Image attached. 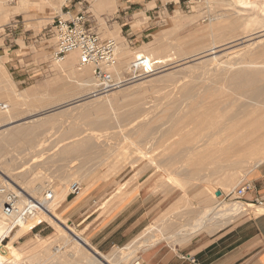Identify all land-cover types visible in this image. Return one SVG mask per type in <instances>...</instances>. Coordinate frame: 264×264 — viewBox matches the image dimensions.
<instances>
[{
    "label": "rangeland",
    "instance_id": "rangeland-1",
    "mask_svg": "<svg viewBox=\"0 0 264 264\" xmlns=\"http://www.w3.org/2000/svg\"><path fill=\"white\" fill-rule=\"evenodd\" d=\"M192 2H193L192 8H187V7L184 9L178 8V10H180V12L183 16H193L197 12L200 13V11H202V13H201L202 16L200 17V19L193 25L183 26L184 28L183 27H181L180 29L178 28V29H176L177 31L174 30V31L170 32L171 34L168 33V35L164 34L165 36L164 35L161 36V40L163 41V44L165 46L171 47L170 52L171 51L172 52L169 55L173 56L172 58H174V60L179 59V54L191 53L196 49L197 43L204 39V38L199 39V37L203 36L204 32L206 30H208L206 28L210 27V25H211L210 20L213 17L217 16V14H219V12H220V9H218V10L213 9L214 13L212 11H211V13H210V11H207V10H209L207 0H203L202 2H199L198 0H192ZM16 3H17V0H11L12 5H16ZM85 5H89V2H85L83 5H79L77 8L71 7V4L67 0L66 3L61 8L59 7L61 9V12H60V9H58V8L51 10L49 15L47 16V18L49 20H47L46 23H48V24H46L44 22V24H42V25H38L35 27L32 26L33 29H31L32 27H30L28 25V23L25 21L24 16L16 15V16L10 17L8 24H6L4 26V30L0 32V57L6 55L7 53L10 54L9 55L10 60L7 61V63L5 64V67H6L7 72L10 74V76L15 81L16 85H22L21 86L22 89H18L19 90L18 93H21L22 91L24 92V89L27 88L28 86L38 85V84L43 83L46 80L53 78V76L56 74L55 70L57 67L54 65L53 62L50 61L51 52H52V49L55 45V40L53 37V33H54V27H53L54 20L53 19L57 16H62L63 14H65L67 12H71V14H77L80 11H84V10L88 11V8H86ZM83 7H85V8H83ZM172 8H170L168 11L165 10V15L160 16L156 20H154V22L156 24V28H154L153 31H156L155 34L162 29V27L166 24L167 20L170 17L175 15L177 8L175 9V12ZM107 10H108L107 12H109L111 9H107ZM90 12L92 13V10ZM102 13L103 12H100L97 10L94 19L97 22L98 31L104 36L103 33H105V31H107L108 28L109 29L112 28V25L114 22L111 20H112L113 14L115 12L110 13V15H108L107 17L101 18L100 14H102ZM213 15H215V16H213ZM136 17H137L136 22L140 21L138 23V25H141L142 20L139 19V17L145 18L146 16L144 17V15H137ZM161 18L163 21L161 20ZM145 19H146V23H148L150 21L149 18L148 19L145 18ZM44 25H46V27H44ZM13 29H15L16 42L13 43V45H15V46L12 47V50H11L9 47L10 42H7L5 37H6V34H8L9 31L13 30ZM125 32L126 31L124 29V31L122 32V36H124V37L127 36V33H125ZM173 32H175V33H173ZM155 34L152 37V38H154V40L151 38V40H153V41H155V38H156ZM106 37H108V36H106ZM126 40L134 52L138 51L139 48H138L137 43H131L129 39H126ZM147 42H149V41H147ZM8 43H9V45H8ZM15 43H17V44H15ZM181 43H182V45L183 44L185 45V47H184L185 52H181L177 48V46ZM240 47L241 46L238 45L233 50H238ZM223 53H218L215 56L219 57ZM43 54H44V56H42ZM188 56H191V54ZM212 57H214V56L212 55V56L206 57V59H204V60L190 62L189 64L184 66L185 70L181 71L179 74L174 75L168 81L153 83V84H151L153 86L149 85L148 87L143 89V91H144V92L142 91L143 93H140L139 95L133 96V97L121 102L120 104H118L119 106H117V108H116V110H118L117 112L119 113V115H122L121 112L127 113L128 107H130V104L132 102H134V100H138L140 97V99L144 98V102H142L143 100L140 101V99L138 101L142 102V104H145V105H142L144 108H142L141 113H137L133 116L129 115L128 116L129 118L126 117L125 119H122V120H120V122H118L116 120V116L114 115L115 112L110 109L111 111L107 110V112L105 111V112H102L100 114L98 113L95 115H91L90 118L91 119L93 118L92 119L93 121H95L94 119H96V118L97 119L101 118V120H102V117H103L102 123L104 122V119L106 120L103 125H93V126L88 125L90 120H91L89 117L88 118H80L76 114H73L74 116L73 115L71 116L72 119L71 118L68 119V121H69L68 124L66 122L67 118L62 119V121L60 123L61 125L58 124V126L56 125L57 127L55 129H50L52 132L48 131L49 135L47 134L46 131H44L46 133H44L42 131V134L45 137L44 138L45 140H48V138H46V136L50 137L52 134L53 135L56 134V135H55V137H53V135H52V137L50 138L51 140L49 139L50 141L48 140L49 143L47 142L46 145L41 146V148L37 147L40 150L43 147L44 148H43V151L37 150L38 153L34 151L33 152L34 154H31L34 157L29 155L30 158L25 157L26 161H25V159L23 161L22 160L19 162L17 161L20 158L23 159L22 158L23 156H27L25 154H23V155L19 154L20 151H18V154L16 153L17 151L16 152L14 151L16 154L12 151L14 149L17 150L20 147L23 148L26 146V145H21L20 144L21 142H20V143H16L17 145H15V144L11 145V146L15 145L16 147H11L10 145H8V147H7L6 144H5L6 146L3 145V147H2L3 154L5 153V151H6V153H7V151L8 152L11 151V153H7V154L5 153L4 155L0 154V157L2 155L1 161H4L6 164L9 163L10 164V165L8 164V166H10L9 168H14V170L17 171V172L15 171V173L14 172H12V173L15 174V176H18L19 181H21V182L26 181L27 182V183L25 182L23 184V186H21L23 188V190L25 191V187L27 188V190H29V188H31V187L34 189V187L37 185V183L41 182L39 179L35 178L36 176L34 174H36V173L41 174L44 172L43 174H41L43 181L47 182L52 187L58 186L59 185L58 176H60V171L62 170V168L64 170H66L67 169L66 167L69 165V161L71 159H78L77 162L78 163L80 162L79 166L84 167L82 170L85 172V170L87 171V169H88V171H90V174H89L88 179H86V180H79V179L72 178L71 180L67 181L66 184L64 183V185L66 186L65 190L68 193L67 198L71 199V198L76 197V198L82 199V197H84L86 195V193H87L86 191L90 189L91 185H92L91 186L92 189H95V188L100 189L102 187H108L109 195H107V197L105 198V200L103 202H97L96 200H94L92 198V195H90L87 198V199L91 200V207L93 208V212H95V211L97 212L99 210H102V216L109 213L110 211H112L113 207L117 203V200L123 199V196L125 194L131 193L130 190L135 189L136 191L137 190L140 191L143 175L145 173H147L149 170V172L151 174V177H150L151 180L155 177L160 179V183H161L160 190L163 191L167 195V197L173 196V198L178 199V201L174 204V206L171 209L165 211L152 225H150L144 232H142L140 234L139 238H137L133 242L134 244L131 243L130 245H128L126 247H121L120 249L115 248L110 253H102V254L108 256V255H112L116 252H120L121 255L124 257L129 252L128 247L129 248L131 247V249H133V250H137V252H138V249L140 248V251L137 253L139 255V257L136 254V256L138 257V261H139L140 255L143 252L142 250L148 248L149 246H152L154 240H155L154 244L162 242V241H166V242L170 243L171 245H174L170 240L163 239V233L162 232L160 233L159 231H157L159 229L160 230L165 229L166 224L163 220H166L167 218L169 220H172V221H169L167 219V221H166V223H168L167 224L168 228L167 227L166 228L167 229L170 228L172 230L173 229L178 230L179 228L183 229V228H185L184 224H186L188 222L189 223L193 222L194 224L196 222H201L203 220V218H200L199 215L205 211L204 209L206 207L205 206L207 203L206 201L209 198V193H211L210 195L213 196L212 193H213L214 189H219V190L224 189L225 190L224 195L227 196L228 199L225 201H223V199H222V200H220V202H222V203H234L235 199H236V194H235L236 189L238 187L244 185V184H248L249 182H251V180L247 178V171L248 170H247V168L245 169V167H247V166H245V165L242 166L244 164L242 162L248 160L250 157L252 149H255V147L253 145L250 146V144L248 143V142L253 143L254 141L248 140L247 141L248 144H245L246 141H245V143L242 142L243 140H245V138L242 136V134L241 133L238 134L237 131H236L237 133L235 131H233V133L235 135H232V137L234 139H236V140H234V141H236L234 143L236 145H237V143L240 144L239 146L237 145L238 147H241V145H242L241 148L243 150H240V148H237V146L233 145L232 149L234 147H236L237 152H235V149H234V151H233L234 153L230 151L231 154H230V152H229V154H227L225 152H228V151H226V149L228 148L227 146L230 143H228V145H226V144H227V142H229V141L232 142L233 140L228 139L226 136H229V135H227L229 133L231 134L234 126H232V124H231V127H230V124H229V127L231 128L230 129L231 132H230V130L228 131L229 133L228 132L227 133L226 132H220L218 130L214 131L215 129H219L218 127H219V124L221 123L220 121H224V119L227 121L228 118H229V120H231V118H235L236 114H234V113L237 111H238L237 114L238 113L241 114V111H243V109H239V108H241L243 105L245 106L246 104L247 105L249 104L248 103L249 101L247 100V96H245V97L243 96L244 98L242 96H240V97L234 96V97H238V98L234 99V97H233L232 100H227V95H228L227 93L230 92L229 89L227 90V88L219 85V86H221L219 88H218V86H217V88H212V87H211V89L208 88L209 91L206 90L208 92H205V90H204V92L208 93V94H206V95L203 94L205 96L202 97L201 94L203 92H201V91H203V88L205 85L204 86L201 85L202 88L200 87V85H194V86L193 85H185L188 83H190V84L200 83L202 78H204V77L207 78L210 75L214 74L212 70L216 67L217 62L212 61L210 59ZM184 58H187V57L185 56ZM205 60H208L207 61L208 63H206ZM203 61L205 63H201ZM203 64H205V66H203ZM222 64H223V62H222ZM194 65L196 66L195 68H193ZM24 72L27 73L26 77L28 79L26 80L25 83H20L19 82L20 78H17L16 75L18 73H24ZM207 72H209V73H207ZM162 74L163 73H160V74L152 76L150 78L140 80V81L136 82V84H139L141 82H145L149 79L157 78V77L161 76ZM125 77L128 78V74H126ZM148 84L149 83H146V85H148ZM193 87H195V88L197 87L196 88L197 92H198V89L200 88L201 91L199 90V93L201 96H198L199 98H195V99H193V97H192L190 100L183 98L182 97L183 91L186 90L187 88H189L188 90L191 89L190 91H192V94L196 92L195 88H193ZM223 88H225V89H223ZM225 90H227V91H225ZM212 91L214 92L215 95L213 94ZM225 92H227V93H225ZM212 96H214L216 98L214 99V97H212ZM217 96H218V98H217ZM221 96H222V99H221ZM223 99H224V101H223ZM245 100H247V101H245ZM228 101L230 102V105H229ZM232 101L233 102L236 101V102L233 104ZM237 101L238 102L241 101L242 103L241 102L238 103ZM261 101H263V100H261ZM2 102H6V101L3 100ZM71 103H73V102H71ZM71 103H69V104H71ZM252 106H254V105L252 104L250 106V108L253 111H254V109H257V108L260 109L261 106L264 108V105H261V106L259 105L258 107H256V106L252 107ZM20 109H23L21 111V113H22L24 111L26 112L28 108L26 106H23ZM125 109H127V110H125ZM260 110H262V109H260ZM49 111L50 110L45 111V112H49ZM125 111H127V112H125ZM129 111H130V109H129ZM200 111H205V113L207 111V112H209V114L206 115L203 112L204 115L201 116L202 113ZM263 111L264 110H262V112ZM58 112H60V111H57V113ZM197 112H199L200 114L198 113L199 114L198 115ZM39 114H41V113L26 116L25 114L17 113V115H16L17 120H13L12 122L4 124V125H2L3 127L0 126V131H2L4 128L8 129L9 127H13L16 125L17 126L21 125V124L24 125V124L30 122L31 120L36 119L39 116ZM239 114L236 115V117L242 116ZM18 115H21V116H18ZM132 121L136 125H140L138 127L142 128V132H139L137 130L136 131L133 130V132H132V130H130L132 125L129 126V124ZM211 122L214 123L213 124L214 127H212ZM207 123H208V125H206ZM223 123H221V125ZM234 123L235 122L233 121V124ZM66 124L68 126H66ZM72 124L79 126V128L82 127L81 130H77L78 132L82 133V135H81V137L79 136L77 138H72L69 140L71 135L69 133H67L70 136L69 135L64 136V132L66 133V130L69 128V126H72ZM203 125H205L204 127H206V129L208 131L205 129H202V130L200 129ZM207 126H208V128L209 127H211V128L208 129ZM215 126L216 127L218 126V127L215 128ZM220 127H222V126H220ZM91 128H93V130ZM45 130H48V129H45ZM204 130H205V132H203ZM210 130H212L211 131L212 134L210 133ZM62 131H64V132H62ZM196 131H198V132H196ZM199 131L201 133H204L203 138H202L203 140L204 139L207 140L209 138L208 136H210L209 134L212 135V136H210L211 137L210 141H209V139L206 141L207 145H208V141H209V146L211 143L210 148L214 149L216 147L215 146L213 148V146H212V145L216 144V141L218 143V144H216V145H218L217 147H219L220 144H221L220 146L222 147L221 149L220 148H218V149L215 148L214 150L210 149L211 151L208 154V157L206 159L207 161L204 159L206 162H204L202 160L203 159L202 155L200 157V154H197L196 151H195V153H193L194 152L193 146L195 144H197V141L198 142L200 140L203 141L202 139H199L202 137V134H200V136H198L200 133ZM2 132H4V130ZM72 134H75V132ZM77 134H79V133H77ZM89 134H93L97 137V141L99 142V144H100L99 146H101V147H98V149L93 151L92 154H91V152L89 154L86 153L87 155L85 153H82L80 155L69 156V157L63 159L65 154H63V153L61 154L60 152L63 151L62 148L65 144H67V143L70 144V142H72V141L73 142L78 141L79 138H82V137L87 136ZM237 134H238V136L236 137ZM205 136H207V137H205ZM253 136H255V135H253ZM195 137H198V138H195ZM52 138H54V139H52ZM66 138H68V140ZM237 138H238V140H237ZM249 138L254 139V137L252 138L251 136ZM44 139H43V141H45ZM197 139H199V140H197ZM257 139L258 138H255V141ZM225 140H227V142ZM61 141H62V143H61ZM137 141L138 142L140 141L139 142L140 144L137 146L132 143V142H135V144H137L138 143ZM219 141L220 142L222 141V142L220 143ZM238 141H241L242 143H244L246 145V147H243L244 145L239 143ZM59 142H60V144H59ZM132 144L134 145L135 148L133 147ZM225 147H227V148L225 149ZM188 148H189V150L191 149V151H189ZM216 149L217 150L220 149L221 151L225 150V151L216 152L215 151ZM137 150L139 152H140V150H142V152H140L141 154L140 153L138 154ZM186 150H188V151H186ZM205 151L207 152V150H205ZM187 152L189 153V157H188V155H186ZM12 154H14V155H12ZM60 154L63 156H61ZM83 154H84V156H83ZM15 155H17V156L22 155V156L21 157L19 156L17 159V157ZM39 155L41 158H38ZM193 155H195V156H193ZM196 155H199V157L197 156L198 158H196ZM185 156H187L188 158L186 159ZM206 156H207V154H206ZM138 157H141V160L139 162H137L138 163L137 164L135 162L138 159ZM171 157L172 158L178 157L177 160H179L180 162L179 161H176L177 163H175V161L172 162ZM3 158H4V160H3ZM13 158H15V160L17 159L16 163H15V160ZM33 158L34 159L36 158V161L38 160L37 161L38 165H37L36 161L33 160ZM199 158L200 159L202 158L201 162L205 163V164H203V166L202 165L200 166L201 163L198 166V163L200 162ZM253 158H257V156H253ZM9 159H10L11 163L9 162ZM31 159H32V161H31ZM194 159L198 160V162L196 164L194 163L195 162ZM41 160H43V161H41ZM94 160H95V162H94ZM168 160L171 161L173 164L172 163L169 164L170 162H168ZM126 161H127V164H126ZM32 162L33 163L35 162V163L33 164ZM156 162H158V163H156ZM238 162H240L241 165ZM1 163H3V162H1ZM5 163H3L4 164L3 166H5ZM230 163L231 164L234 163L235 166H234V164L228 165ZM134 164H135V166H132ZM143 165L145 166L144 171H143ZM204 165H205V167H204ZM8 166L5 168H8ZM89 166H91V167H89ZM197 167H198V169H196ZM199 167H202V168L200 169ZM249 167H251V166H249ZM35 168L38 170L36 171ZM91 169L93 171H91ZM259 170H262V169L256 168L257 173H259ZM198 171H201V172H199V174L201 176L200 175L195 176L194 173H196V172L198 173ZM16 174H18V175H16ZM46 176H47V178H46ZM197 176H198V178H196ZM19 177L22 179H20ZM194 178H196V179H194ZM228 178L233 179L235 181V184H234V186H232L231 189H225L224 187H222V182L227 180ZM28 180H30V182H28ZM76 181L80 182V184L82 186L80 196H72L69 194L71 184L76 182ZM178 181L181 182V184H179ZM1 182H2V179L0 178V183ZM32 182H33V185H32ZM166 182H167V184H166ZM1 184H0V186H1ZM25 184H27V185L25 186ZM28 184H30V186L31 185L32 186L30 187ZM217 184H219V185H217ZM28 186H29V188H28ZM51 186H49L50 188L49 187L48 188L51 189L52 188ZM30 191H31V189H30ZM30 191H27V192L31 195ZM207 193H208V195H207ZM36 195H37L36 198H39V197L42 198V197H44L45 192L43 191V193H41L40 195L38 193ZM64 203L61 204V206H60L61 208L58 211V213L62 217V221L65 222L67 225H70L72 228H74L80 235H82L84 238H86V240L89 242V244H91L90 241L88 240V232L84 229L83 226H81V227L78 226V223H77L78 219H72L71 215H67V213L64 212V208H63ZM256 211H257V214L264 213V211H262L260 209H256ZM191 215L194 216L193 221H189V216H191ZM208 215H209V213L206 216H208ZM161 220L163 222H161ZM160 223H162V224H160ZM172 223H174V224H172ZM163 224H165V226ZM162 225H163V227H161ZM38 227H41V228L34 233H30L32 230H35ZM157 228H159V229H157ZM55 229L56 228L53 225H51L48 221H42L40 224L35 226L34 229H32L29 233L24 234L22 236H19V238L17 237L12 242L16 246L17 249H19L20 251L21 250L23 251V254H22L23 259L21 261V262H23V264H36L37 261L34 263L35 259L32 257L33 253H29L27 251V249L35 243L40 244V249L42 247H43L42 249H44L45 247L49 246L50 243L51 244L54 243L56 241V238H58V234L56 232L57 230H55ZM150 229L151 230L153 229L154 231L156 230L155 231L156 233L153 231H149ZM149 232L154 233V235H153L154 240L153 239L151 240V242L148 244L149 246L144 245L141 242H139V239L142 237L141 235L143 234V236L144 235L147 236ZM149 234L152 236L151 233H149ZM164 234L166 236H168V235L171 236L173 233L172 234L164 233ZM175 234H177V233H175ZM37 235H39L42 238H46L49 241L48 240L45 242L39 241L38 239L35 238ZM71 239H72V237H70L69 240H71ZM10 241H11L10 238H6L3 242V244L6 246V245H8V243ZM71 242L73 245L70 244ZM71 242L69 243L70 244L69 246H68V244L66 246L63 243H59V246H61L63 248L62 253H64V252L66 253L68 251H71V248H73V246H74V243L72 240H71ZM179 244L183 245L185 243H179ZM62 245H64V247H66V249ZM55 246H57V245H55ZM91 246H92V244H91ZM92 247L95 250H97L94 246H92ZM142 248H144V249H142ZM132 261H133V259H131V257H129L127 259V264H129V263L131 264Z\"/></svg>",
    "mask_w": 264,
    "mask_h": 264
},
{
    "label": "bare ground",
    "instance_id": "bare-ground-1",
    "mask_svg": "<svg viewBox=\"0 0 264 264\" xmlns=\"http://www.w3.org/2000/svg\"><path fill=\"white\" fill-rule=\"evenodd\" d=\"M66 1L67 0H17L16 5H12L11 0H0V32L3 31L4 26L6 24H8L10 17L16 16V15L24 16L25 21L28 23V25L30 27L42 25V24H44V22L46 23V21L49 20L47 18V16L51 12V10L57 9V8L60 9L66 3ZM93 4L98 11L105 13L106 10L109 9L110 6L111 7L114 6V0H93ZM207 4L209 7V10H207V11H210V13H211V11L213 12V9H215V10L220 9L219 14H217V16L213 15L215 17H213L212 19L210 18L211 19L210 20L211 25H210V27L206 28L208 30H206L204 32L203 36L199 37V39H203V38L204 39L197 43L196 49L191 53L179 54L178 60H174V58H172L173 56L169 55L172 52V51L170 52L171 47L165 46L163 44V41L161 40V36L164 34L168 35V33L172 32L174 30L177 31L176 29H178V28L180 29L183 26L195 24L200 19V17L202 16V14H201L202 11H200V13L197 12L193 16H183L181 14L180 10L177 9L175 12V15L172 17L169 16L170 18L167 20L166 24L162 27V29L160 31H158L155 34V37H156L155 41L147 44L143 48L138 49V51H136V52H134L131 49L126 38L124 36H122V29L118 24H113L111 29L108 28V30L105 31V33H103L104 36L105 37L108 36L109 38H113L117 42L116 60H115V64L112 67L113 77L118 82V84L123 83L122 85H119L116 88V90H113L109 93L103 94V93L98 92V90L96 89L98 83H96L97 81L94 77L92 69L87 68V67L86 68L79 67L78 66V57L76 54H71L68 57L67 61L64 63H61V64L54 63V65L57 67L55 70L56 74L53 76V78L46 80L41 84L33 86L29 90H25L24 92L22 91L23 93L22 92L18 93L19 90L17 88V85H16L15 81L13 80V78L10 76V74L7 72L6 67H5V64L7 63L8 60H10V58L8 56H1L0 57V101L5 100L6 102H2V101L0 102V126L3 127L2 125L7 124L9 122H12L13 120H17L16 119L17 113L25 114L26 116L27 115H34L37 113H41V114H39V116L36 119H33L24 125H22V124L18 125V126L16 125L13 127H9L8 129L2 128L4 130V132H2L3 130L0 131V154H3V149H2L3 145L4 146L7 145V147H8V145H10V146L12 144L17 145L16 143L21 142L20 143L21 145H26V146L25 147L22 146L23 148L20 147L21 148V149L19 148L20 150L14 149L12 151L13 152L17 151L16 152L17 154H18V151H20L19 154L27 155V156H23L22 157L23 159L20 158L19 160H17L18 157L19 156L21 157L22 155H19V156L15 155L17 157L16 160L18 162L21 160L23 161L24 159L26 161V158L27 157L30 158L29 155L34 154L33 153L34 151L38 153L37 150H40V149L37 147L41 148V146L46 145L48 140L53 135L52 134L50 137L46 136V138H48V140H45L44 139L45 137L43 136L42 131L43 132L46 131L47 134H48V131L52 132L50 129H55L58 126V124L61 123L62 119L67 118L66 122L68 124V122H69L68 119H70L73 114H76L80 118H88V117L90 118L91 115H95L98 113L100 114V113L105 112V111L107 112V110L111 109L112 111L115 112V114L114 113L113 114L116 116V120L118 122H120V120L125 119L129 115L133 116L137 113H141L142 108H144L142 105H145V104H142V102H144V98L140 99V97H139L140 101H142V100L143 101L142 102L138 101L139 100L138 98H137L138 100H134V102H132L130 104V107H128L129 113L127 111H125L127 113L120 111L122 113V115H119V113L117 112L118 110H116V108H117V106H119L118 104H120L121 102H123V101H125V100H127L133 96L139 95L140 93H143L144 92L143 89H145L149 85L153 86V85H151L153 83L168 81L174 75L179 74L181 71L185 70L184 66H186L190 62L204 60V59H206V57H209L212 55L214 57H212L210 59L214 62L215 61L217 62L216 67L212 70L214 74L210 75L207 78L206 77L202 78L200 83L185 84V85H193V86L194 85H200V87H201V85L202 86L205 85L203 88V91H201L199 88L198 92H197L196 91L197 87L196 88L193 87V88H195V91L197 93L195 92L192 94V91H190L191 89L188 90L189 88H187L186 90L183 91L182 97L187 99V100H190L192 97H193V99L199 98L198 96H201V95L203 97L206 94H208V93H205V92L209 91L208 88H210V89H211V87L217 88V86H218V88L222 86V87L227 88V90L229 89V91H230L229 93L225 92L228 94L227 100H232V98L234 96H238V97L247 96V100L249 101L248 102L249 104L248 105L246 104L245 106L243 105L244 106V107L242 106L243 108L242 107L239 108V109H243V111H241V114L238 113L239 115H242V116L236 117V115H238L237 114L238 111H237L234 113V114H236L235 118H231V120H229V118H228L229 121L228 120L226 121L224 119L225 122L220 121L221 123L224 122L222 125L218 121L220 123L219 127L217 126L219 129H215V128H217L215 126L214 131L218 130L220 132H226L227 133L231 129L230 128L231 124H232V126H234V128L232 127L233 128L232 132L230 130L231 134L228 132L229 134H227V135H229V136H226L228 139L233 140L232 142H230V141L227 142L228 139L225 140L227 142L226 145H228V143H230L227 146L228 148L225 147V149L227 148L226 151H228V152H225L227 154H229L230 151L233 152L234 149H235V152H237L236 147H234L233 149H232V147H233V145H235V146L240 145L238 143H237V145L234 143V142H236V141H234L236 139H234L232 137V135H235L233 133V131H235V132L237 131L238 134L239 133L242 134V136L245 138V140H243V141L241 140L242 142L245 143V141H246L245 144L249 143L250 146L253 145L255 147V149H252L250 157H252V155L258 149H260L261 152L264 153V111L262 112V110H264V108L261 106V105H264V102H263L264 101V1L263 0H207ZM60 12H61V9H60ZM62 16L65 18H69V16H65L64 14ZM161 20H162V18H161ZM46 24H48V23H46ZM44 27H46V25H44ZM31 29H33V27ZM173 33H175V32H173ZM238 45H240L241 47L238 50H233ZM184 47H185V45L184 44L182 45V43L177 46L178 50L181 52H185ZM218 53H223V54H221V56H219V57L215 56ZM44 54L42 56H44ZM190 54H191V56H188ZM138 56H144L145 58H147L150 61H157L158 63H160L161 64L160 65L161 70L159 72L163 73V74L157 78L149 79V80H147L145 82H141L139 84H136V82H138L140 80L124 83V82H126L125 75L129 73L130 68H131V64L133 63V61ZM185 56L187 58H184ZM208 60H205L206 63H208L207 62ZM222 62H223V64H222ZM201 63H205V62L203 61ZM203 66H205V64H203ZM195 67L196 66L194 65L193 68H195ZM159 72L155 73L154 75L145 77L141 80H144V79L150 78L152 76L158 75V74H160ZM207 73H209V72H207ZM146 83H149V84L146 85ZM40 85H50L49 87H53L54 85H69V86L64 90H53V89H47V88L45 89V88H43V86H40ZM219 85H221V86H219ZM225 88H223V89H225ZM199 90L201 92H203L201 95L199 93ZM204 90H205V92H204ZM206 90H208V91H206ZM227 90H225V91H227ZM203 94H205V95H203ZM213 94H214V92H213ZM218 96H217V98H218ZM212 97H214V96H212ZM238 97H234V99H236ZM215 98L216 97H214V99ZM221 99H222V96H221ZM224 99H223V101H224ZM247 100H245V101H247ZM261 100H263V101H261ZM71 102H73V103H71ZM235 102H233V104ZM240 102H238V103H240ZM69 103H71V104H69ZM252 104L256 107H258L260 105L261 106L260 109H262V110L257 108V109H254V111H253L250 108V106ZM229 105H230V102H229ZM23 106H26L28 108L26 112L24 111L25 113L24 112L21 113V111L23 109H20V108ZM254 106H252V107H254ZM129 109H130V111H129ZM48 110H50V111L45 112ZM125 110H127V109H125ZM57 111H60V112L57 113ZM200 112L202 113L201 116H203L204 114H206V115L209 114V112H207V111H206V113H205V111H200ZM203 112H204V114H203ZM198 113L199 112H197V114ZM18 116H21V115H18ZM91 120L88 124L90 126L103 125L104 122L106 121L104 119V122L102 123L103 117H102V120H101V118L100 119L96 118V119H94L95 121H93V120L91 121ZM233 121L236 124L235 123L233 124ZM67 124H66V126H68ZM213 124L214 123H212V127H214ZM229 124H230V127H229ZM206 125H208V123ZM129 126H131L130 130H132V132H133V130H135V131L137 130L139 132H142V128L138 127L140 125H136L135 123H133V121L129 124ZM204 126L205 125H203L200 129L201 130L202 129L207 130L206 127H204ZM220 126H222V127H220ZM207 128H208V126H207ZM209 128H211V127H209ZM45 129H48V130H45ZM81 129H82V127L79 128V126L72 124V126H69V128L66 130V133L64 131H62V132H64V136L70 134L71 135V137L69 138V140H70L72 138H77L79 136L81 137L82 133L77 131V130H81ZM91 129L93 130V128H91ZM205 130L203 132H205ZM211 131L212 130H210V133H211ZM46 132H44V133H46ZM74 132H75V134H72ZM196 132H198V131H196ZM67 133H69V134H67ZM77 133H79V134H77ZM200 134H202V137L199 139H202L204 133L200 132L198 136H200ZM211 134H209V135L212 136ZM238 134L236 135V137L238 136ZM55 135H53V137H55ZM253 135H255V136H253ZM210 136H208L209 141L211 139ZM250 136L252 138L254 137V139H250L249 138ZM205 137H207V136H205ZM82 138H79L78 141H74V142L72 141V142H70V144L67 143V144H65L66 146L65 145L63 146V148H62L63 151L60 152L61 154L62 153L65 154L64 158L62 157L63 159H65L69 156L80 155L82 153H85V154L88 153L89 154L91 152V154H92V152L97 150L98 147H101V146H99L100 144L97 141V137L93 134H89V135L84 136ZM195 138H198V137H195ZM255 138H258V139L255 141ZM43 139L45 141H43ZM52 139H54V138H52ZM66 139L68 140V138H66ZM199 139H197V140H199ZM207 140L206 139H204L203 141L200 140L202 142L201 143L199 141L201 144L197 141V144L194 145L195 147L193 146V150H194L193 153H195V151H196L197 154H200V157L202 155L203 159L202 158L201 159L204 162L207 161L206 159L208 157L209 152L211 151L210 149H212V148H210L211 143L209 146V141H208V145H207V142H206ZM237 140H238V138H237ZM248 140H250V141L252 140L254 142L253 143L252 142L247 143ZM241 141H238V142L243 144L244 145L243 147H246V145L244 143H242ZM139 142L137 144H135V142H132V143L137 146L140 144ZM61 143H62V141H61ZM59 144H60V142H59ZM216 144H218L217 141H216ZM216 144L212 145L213 148L215 146H216L215 148H217V149L222 148L220 146L221 144L219 145V147H217L218 145H216ZM15 145H13L11 147H16ZM134 145H133V147H134ZM238 146H237V148H240V150H243L241 148L242 145H241V147H238ZM43 148L41 149L42 151H43ZM214 149H212V150H214ZM217 149L215 150L216 152L221 151L220 149L219 150H217ZM188 150H189V148H188ZM188 150H186V151H188ZM205 150H207V152ZM189 151H191V149ZM223 151H225V150H223ZM223 151H221V152H223ZM137 152L139 154L140 152H142V150H140V152L137 150ZM231 152H230V154H231ZM5 153H6V151H5ZM7 153H11V151L10 152L7 151ZM187 153H186V155H188V157H189V153L188 154ZM206 154H207V156H206ZM12 155H14V154H12ZM31 156L34 157L33 155H31ZM61 156H63V155H61ZM83 156H84V154H83ZM193 156H195V155H193ZM197 156L199 157V155H196V158H198ZM185 157H186V159L188 158L187 156H185ZM15 158H13V159L15 160ZM38 158H41L40 155ZM175 158L171 157L172 162L175 161V163H177L176 161H179V160H177L178 157H175ZM1 159H2V155L0 157V178L2 179V182H1L2 184L0 183L1 184L0 188L4 187V188L11 190V191L21 192L20 193L21 194V200H20L21 205L25 204L30 197L36 198L37 193L40 195L41 193H43V191L46 193L47 190H51V189H52L51 191L54 194V199L48 205V212H39L36 215H34L33 217H30L26 220H21L18 217L9 218V217H6L4 215V213H3L4 200H3V197L0 195V197H1L0 198V264H23V262H21L23 259L22 258L23 251L22 250L20 251L19 249H17L16 246L12 242L17 237L19 238V236H22L24 234L29 233L35 226L40 224L42 221H48L51 225H53L56 228L55 230H57L56 232L58 234V238H56V241L54 243H52V244L50 243L51 245L49 244V246L45 247L44 249H42L43 247L40 249V244H38V243L33 244L31 247H29L27 249V251L29 253H33L32 257L35 259L34 263L37 261L36 264H127V259L129 257H131V259H133L131 264L138 262L139 255L137 253L140 251V248L138 249V252H137V250H133V249H131V247L130 248L128 247L129 252L124 257L121 255L120 252H116V253H114L112 255H108V256L104 255L101 252L95 250L91 246V244H89V242L86 240V238H84L82 235H80L74 228H72L70 225H67L65 222L62 221V217L60 216L58 211L61 208L60 207L61 204H63L66 201L67 195H68L67 191L65 190L66 186L64 185V183L66 184L67 181L71 180L72 178L79 179V180H86V179H88L89 174H90V171H88V169H87V171L85 170V172L82 170L84 167L79 166L80 162L79 163L77 162L78 159H71L69 161V165L66 167L67 169L64 167L66 170H64L62 168V170H61L62 172L60 171V176H58V179H59V181H58L59 185L58 186L52 187L47 182L43 181L41 174H43L44 172L43 173L40 172L41 174H39V173L37 174L35 172L36 173V174H34L36 176L35 178L39 179L41 182L37 183V185L34 187V189L31 187L33 185V182H32L31 186H30V184H28L31 187V188H29V186H28L29 190H27V188L25 187L27 184H25V186H24L25 191L23 190V188L21 186H23V184L26 181L25 182L19 181L18 176H15V174L12 173V172L15 173L16 170H14V168H9L10 167V166H8L9 163L6 164L4 161H1ZM201 159L199 158L200 162L198 163V166L200 163H201L200 166L201 165L203 166V164H205L204 162L203 163L201 162L202 161ZM3 160H4V158H3ZM16 160H15V163H16ZM33 160L36 161V158L35 159L33 158ZM140 160H141V157H138V159L136 160L135 163L139 162ZM31 161H32V159H31ZM37 161H36V163H37ZM41 161H43V160H41ZM1 162L5 163V166H3L4 164ZM9 162H10V159H9ZM94 162H95V160H94ZM168 162H170L169 164L172 163L169 160H168ZM197 162H198V160H195L194 163L196 164ZM156 163H158V162H156ZM238 163L240 164V162H238ZM242 163H244L242 166H244V165L247 166V167H245V169L247 168V170L252 169L254 166V161L249 160V159L246 161H243ZM256 163H257V161H256ZM126 164H127V161H126ZM233 164L234 163H232V164L230 163L228 165H233ZM257 164H255V165L260 167V164L259 165H257ZM37 165H38V163H37ZM248 165L251 167H249ZM7 166H8V168H5ZM132 166H135V164ZM234 166H235V164H234ZM89 167H91V166H89ZM204 167H205V165H204ZM199 168L201 169L202 167H199ZM263 168H262V170H263ZM196 169H198V167ZM37 170L38 169H36V171ZM91 171H93V170L91 169ZM199 172H201V171H198V173L197 172L194 173L195 176L196 175L199 176L200 175ZM16 175H18V174H16ZM198 176L196 178H198ZM46 178H47V176H46ZM196 178H194V179H196ZM20 179H22V178H20ZM28 182H30V180H28ZM74 183L80 184V182H77V181ZM234 183H235V181L233 179L228 178L227 180H225L223 182L222 187L224 186L225 189H231L232 186H234ZM166 184H167V182H166ZM179 184H181V182H179ZM217 185H219V184H217ZM49 186H51L52 188L49 189L50 188ZM91 186H90V188H91ZM30 189H31V191H30ZM27 191H30L31 195ZM218 192L219 191L217 189H214L213 193H212L213 196H211L210 195L211 193L208 192L209 198L207 199V202L213 199L215 201L213 203L216 204V201H218L217 199H219L218 197H220V196H217ZM222 192H223V190H222ZM224 192H225V190H224ZM208 193H207V195H208ZM80 195H81V192H80ZM42 198L44 199V197H42ZM42 198L39 197V199H42ZM224 205H226V204H224ZM236 206H242V203H240V204H238V203L232 204L231 203L230 205H226L225 209L228 208L227 209V211H228L229 209H233V208L235 209ZM204 210H206V208ZM206 214H207V212L204 211L199 215L200 218H203V220L201 222H196L195 224L193 222L192 223L188 222V223L184 224L185 228H183V229L179 228L180 230L179 229H178L179 231L177 230V232H178L177 234H175L176 230L175 231L173 230L174 231L173 234H172V232L170 233V234H172L171 236H169V235L166 236L164 234L167 231H169L167 229L168 223H166L168 218L166 220H163L166 224V227H167V228L165 227V232L163 230H160L159 228H157V229H159L157 231H160V233L161 232L163 233V239H168L175 244L180 243V242L189 241L192 237L197 235L199 233V231L201 232L202 230L205 229L204 227L207 225ZM216 215H218V213ZM163 221L161 220V222H163ZM169 221H172V220H169ZM160 224H162V223H160ZM165 224H163V225L165 226ZM172 224H174V223H172ZM163 225L161 227H163ZM149 231L155 232L156 230L154 231L153 229L152 230L150 229ZM171 231H172V229H171ZM153 232H149V233L152 234ZM149 233L147 236L146 235L143 236V234H142L141 235L142 237L139 239V242H141L144 245H148L151 242V240L153 239V235H154V233H153L151 236ZM70 237H72L71 240L73 241L74 246H73V248H71V251H68L66 253L65 252L62 253L63 248L61 246H59V243H63L66 246L68 244V246H69L70 244H72L71 240H69ZM6 238H10L11 241L8 243V245L5 246L3 244V242ZM35 238L38 239L39 241H44V242L48 240L46 238L40 237L39 235H37ZM154 241H153V244H154ZM55 245H57V246H55ZM64 245H62V246L64 247ZM64 248L66 249V247H64ZM142 249H144V248H142ZM144 250H142V251H144ZM136 254L138 255V257L136 256Z\"/></svg>",
    "mask_w": 264,
    "mask_h": 264
},
{
    "label": "crops",
    "instance_id": "crops-1",
    "mask_svg": "<svg viewBox=\"0 0 264 264\" xmlns=\"http://www.w3.org/2000/svg\"><path fill=\"white\" fill-rule=\"evenodd\" d=\"M68 1L71 7L75 8L83 5L85 2H89V5L85 6L89 12L92 10V13H90L96 22L94 17L97 9L93 4V0ZM170 8L174 12L176 8L184 9L186 8V0H114V6L109 7L111 10L109 12L106 10L107 13L100 14V17H107L110 13L115 12L111 20L114 22L113 24H118L122 32L125 29V33H127L125 38L129 39L131 43H137L140 49L154 40L152 38L156 32L153 31L156 28L154 20L165 15V10L168 11ZM137 15H144L150 21L146 23L145 18L139 17L142 23L138 25L140 21L136 22ZM15 36V29H13L5 37L6 41L10 42V45L9 43L8 45L11 50L15 46L13 45L16 42ZM9 55L7 53L4 56L9 57ZM26 74L24 72L16 75L17 78H20V83L26 82L28 79ZM21 86L17 85V88L22 89ZM33 86L36 85L28 86L24 91L29 90ZM40 86H43L45 89L64 90L69 85ZM253 156H257V158H253ZM249 160L254 161L253 168L248 170L249 172L247 171V178L251 180L248 183L251 190L242 201L235 199L234 202V204L242 203L243 207L236 206L237 208L235 207V209L227 211L228 208L225 209V206L231 203L220 202L222 199L223 201L227 200L228 197L224 195V189H217L221 192L223 190V192L218 197L219 199H217L216 204L213 203L215 202L213 199L208 202L206 201L205 206L207 208L205 207V212L209 213L206 216L207 225L204 227L206 230L199 231L189 241L180 242L185 243L183 245L179 243L175 244L172 241L174 245H171L166 241H162L149 246L140 255L141 263L264 264V213L257 214L256 211V209L264 211V205L261 208L253 207L255 201H262L264 203V153L258 149L252 157H249ZM255 164H260V167ZM261 167L263 170H259V173H257L256 168L262 169ZM144 170L145 166L143 165ZM150 177L151 174L148 170L143 175L140 191H136L135 189L130 190L131 193L125 194L123 199H118L113 210L103 216L102 210L93 212L91 200L87 198L92 195V198L97 202H103L107 195H109L108 187L100 189L90 188L82 199L76 197L67 198L63 205L64 212L67 215H71L72 219H78V226H83L88 232V240L97 251L110 253L115 248L126 247L133 243L142 232L152 225L165 211L171 209L178 201L173 196L167 197L160 190L161 183L159 178L155 177L151 180ZM217 213L218 215H216ZM193 220L194 216H189V221ZM40 228L38 227L30 233H34ZM168 230L166 233H174L175 231L174 229V231ZM163 231L165 232V229ZM175 233H178L177 230Z\"/></svg>",
    "mask_w": 264,
    "mask_h": 264
},
{
    "label": "built area",
    "instance_id": "built-area-1",
    "mask_svg": "<svg viewBox=\"0 0 264 264\" xmlns=\"http://www.w3.org/2000/svg\"><path fill=\"white\" fill-rule=\"evenodd\" d=\"M198 1L202 2L203 0ZM186 7H193L192 0H186ZM64 15L69 16V18L57 16L53 22L55 45L51 52L50 61L61 64L66 62L71 54H76L79 67L92 69L98 83L97 90L99 93L105 94L116 90L119 85L123 84H118L112 73L117 52L116 40L103 37L98 31L97 23L91 14L85 10L77 14L67 12ZM160 65L157 61H150L144 56H138L131 64L128 78L124 83L154 75L161 70ZM81 190L82 186L79 183H73L69 194L79 196ZM250 190L249 184L238 187L235 192L236 200L242 201ZM20 193L4 187L0 188V195L4 200L3 213L6 217H18L21 220H26L39 212H48V205L54 199L53 192L47 190L44 199L30 197L25 204L21 205ZM263 205L262 201H255L253 207L261 208ZM134 264L142 263L139 260Z\"/></svg>",
    "mask_w": 264,
    "mask_h": 264
},
{
    "label": "water",
    "instance_id": "water-1",
    "mask_svg": "<svg viewBox=\"0 0 264 264\" xmlns=\"http://www.w3.org/2000/svg\"><path fill=\"white\" fill-rule=\"evenodd\" d=\"M221 195H222V192L219 191V192L217 193V196H221Z\"/></svg>",
    "mask_w": 264,
    "mask_h": 264
}]
</instances>
